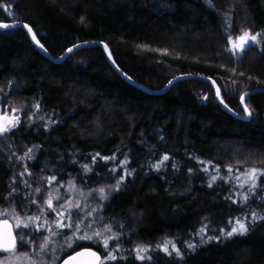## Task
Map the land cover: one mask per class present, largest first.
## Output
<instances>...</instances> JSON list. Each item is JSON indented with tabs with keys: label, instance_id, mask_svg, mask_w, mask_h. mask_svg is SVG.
<instances>
[{
	"label": "trees",
	"instance_id": "1",
	"mask_svg": "<svg viewBox=\"0 0 264 264\" xmlns=\"http://www.w3.org/2000/svg\"><path fill=\"white\" fill-rule=\"evenodd\" d=\"M2 21L29 25L53 58L81 42L105 43L118 68L150 92L174 77H210L227 108L240 116L241 96L264 89V40L243 53H233L228 41L248 30L264 33V0H0ZM0 95L1 111L20 110L27 118L0 135V206L41 215L48 187L79 202L84 215L98 208L87 217L92 228L77 235L100 229L102 237L77 239L55 264L85 247L101 259L113 251L118 259L104 264H264V219L252 217H264V176L253 192L243 175L264 169V91L245 98L250 119H237L218 105L207 81L184 78L149 94L114 72L99 47L53 62L26 31L13 28L0 30ZM164 155L169 159L153 167ZM213 175L218 178L209 186ZM51 176L57 180L49 184ZM121 177L106 200L98 192L88 195ZM72 215L78 218L80 209ZM245 217L246 233L221 234ZM5 219L17 235L16 220L0 216ZM69 230L63 234L70 236ZM114 234L118 238L105 248L104 237ZM166 241L182 254L170 244L171 255L157 247ZM17 245L22 252L19 239ZM137 245L149 246L141 254L150 260L137 259Z\"/></svg>",
	"mask_w": 264,
	"mask_h": 264
},
{
	"label": "snow or ice",
	"instance_id": "2",
	"mask_svg": "<svg viewBox=\"0 0 264 264\" xmlns=\"http://www.w3.org/2000/svg\"><path fill=\"white\" fill-rule=\"evenodd\" d=\"M6 9L9 7L8 5H3ZM11 14V13H9ZM83 22V18H82ZM25 28L28 29L30 33H32V39L41 47L44 48V45L40 43V40L37 39L36 33L33 32L32 28L27 25L26 23L23 25ZM8 27H15V25H9L7 23H0V28H8ZM260 34L256 33L253 34L250 30L244 31L240 36L236 37L235 40L232 36L228 37L229 43L232 45L231 51L233 53H236L237 50L240 53H243L246 48L249 46L250 42L251 43H257L258 38ZM238 41V42H236ZM45 51H47L45 49ZM69 52L72 51V49H68ZM208 79H211L210 77ZM171 83V81H170ZM215 83V81H213ZM216 95L219 97L221 96V91L220 88H216ZM207 99V97H205ZM244 96H241V101L243 102ZM223 102V101H221ZM246 107V106H245ZM37 108H39V105H37ZM13 111H16V109H13ZM251 114V113H249ZM19 123V117H5V116H0V135L7 134L10 132L13 128H15ZM32 149L28 150V153H31ZM26 153V155L28 154ZM98 155V154H97ZM31 158V157H29ZM115 157H105L104 159H114ZM169 159L168 155H164L162 160L158 161L153 167L159 169L164 161H167ZM95 160V158H93ZM122 163L126 164L127 160L123 161ZM86 170H90L88 165L83 166ZM175 167V165H173ZM217 170L219 169V166H216ZM191 171V169H189ZM207 171V169H205ZM232 169L229 167V172H231ZM23 175V173H21ZM31 175V173H29ZM244 176L248 177L250 179V189L254 192L257 184L256 181L259 176H264V169L261 168H250L246 172L243 173ZM218 176L213 175L211 177V181L209 182V186L213 182L217 180ZM124 177H121L120 180L117 181L115 186L112 185H107V186H102L99 189H90L88 195H91L93 192H98L100 194L101 199H107L108 197V189H119L120 183ZM239 179V178H238ZM57 178L56 176H51L48 178L49 184L51 182L56 181ZM27 185V182H25ZM62 186V185H61ZM69 190L74 192L76 190L75 183L74 181L69 182ZM16 189L13 188L12 192H15ZM37 192H40L41 189L37 188ZM12 192L9 193V197L12 196ZM81 192L83 194V190L81 189ZM7 199V198H6ZM64 199L63 204H58V207H53V200H56L59 202L60 200ZM243 199L247 201L249 199L248 195L245 194ZM32 203H38L37 201H32ZM48 209L56 213V218L49 220L47 218V214L44 212L43 206L39 207V211L41 215H31V216H21L20 213L16 211L15 205L9 204L7 207H2L0 206V216H5V215H12L13 218L16 220L15 227L18 229H30V231H39L40 228L44 227L47 225L48 231L50 235L44 236L43 241L39 244V249L41 252H44L48 249L49 244L53 243L51 240V237L54 236H62L63 234V229L68 228L72 230L71 236H64V242L67 248H72L73 243L79 239V240H92L94 237H102V233L100 229H95L93 231L92 235H88L87 232H85L83 235H77L78 233L81 232L82 228H92V223L91 221H87V217L92 216L93 212L98 211V208L92 209L91 211H88L84 217H78V218H73L72 215V209H81V205L79 202H74L71 197H64L62 194L59 193L57 190L56 194L53 195L51 192H49L48 199L46 201ZM85 208H87V204L84 205ZM82 210V209H81ZM252 217L254 219L259 218V219H264V217H257V214L255 212L252 213ZM43 219L44 223L40 224L38 221ZM101 220L103 219L102 217L100 218ZM248 217H245L244 219L236 218L234 221V226L231 228L230 231H226L224 229H221V234L227 235V236H232L234 234H244L246 233L248 229V225L246 223ZM67 221V223H65ZM87 221V222H86ZM230 224H233L232 220H229ZM55 224V228L52 227V225ZM103 228L106 232H111L112 231V226L105 224L103 225ZM207 230V226L203 227L200 231L203 233ZM118 238V234H114L111 237H104V247H108V240L109 239H116ZM17 239L20 241V245L24 246L27 244H34L35 240L32 239H26L23 231L18 233L17 235H13V230L12 227L9 226L8 221L5 220H0V252L2 253H7L8 255L0 257V264H13V261L18 260L21 256L28 257L31 259L29 256V253L27 252H20L18 250V245H17ZM209 240L211 239H219V236L217 237H208ZM171 245L172 250L175 251L177 255H181L182 253L180 252V249L176 246V243L174 241H166L164 245H158V248H162V250L169 255H171V251L169 250L168 245ZM63 247V246H62ZM77 247H82L81 245H77ZM147 245H137V259L139 260H145L148 259L150 260V256H145L142 255L141 253H145L148 251ZM188 247L194 248L195 245L189 243ZM53 255L55 254V249H52ZM75 251V249H73ZM80 257H87L89 264H104V260H117L118 257L114 254L113 251H109L108 254L101 259L100 255L97 252H94L91 250V248L85 247L83 252H76L75 257L69 256L68 261H65V264H69V261H72L73 264H75V261L77 258ZM32 264H38L37 261L32 260ZM50 264H55V259H53Z\"/></svg>",
	"mask_w": 264,
	"mask_h": 264
},
{
	"label": "water",
	"instance_id": "3",
	"mask_svg": "<svg viewBox=\"0 0 264 264\" xmlns=\"http://www.w3.org/2000/svg\"><path fill=\"white\" fill-rule=\"evenodd\" d=\"M0 23H7L9 25H15V27H8V28H0V30L2 29H13V28H21L23 31H26L27 33V36L30 40V42H32V44L34 45L35 49L38 50L39 52H41V54L46 57L47 59H50L51 61L53 62H60L61 60L65 59L69 54H71V52H73L74 50H78V49H82V48H93V47H99L105 57H106V60L109 62V64L111 65V67L113 68L114 72H117L126 82H129L130 84H132L134 87H136L137 89H141L142 91L146 92V93H149V94H162L163 91L167 90L168 88H170L173 83L179 81V80H184V78H193V79H200L202 81H207L209 82L212 87H213V90H215V99L218 103V105L221 106V108L225 111V112H228L229 114H232L235 118L237 119H243V120H249L250 119V114H249V111H247V109H245L244 107V101L243 102L241 101V107L245 113V116H240L238 115L237 113H235L234 111H232L231 109L227 108V106L224 104V102H221V98L220 96L218 97L216 95V84L213 83L214 80L212 79H208V78H203V77H200V76H190V75H184V76H178V77H174L173 79H171V83L170 81L162 88V90L160 91H149L147 90L145 87H143L141 84H138L137 82H134L132 79H130L129 77H127L123 71H121L118 66L115 64L114 60H112V57H111V54H110V51L109 49H107V46L105 45V43H102V42H81L80 44H76V45H72L70 46V48L72 49L71 52L68 51V49L65 50V52L63 54H61L58 58H53L48 52L45 51L44 48H41L33 39H32V33H30L28 31L27 28H25L23 25L25 23H22V22H19V21H13V22H6V21H2ZM263 90H260V89H252V91H247L243 94L244 96V99L247 97V96H250L252 95L253 93L255 92H263ZM241 100V99H240ZM1 111V110H0ZM9 226H11V224L8 222ZM14 235V233H13ZM84 249H81L79 250L78 252H83ZM93 251V250H92ZM95 252V251H94ZM76 255V252H74L72 255H69V256H73L75 257ZM69 256L68 258H65L64 260H62L59 264H65V261H68L69 259ZM69 264H73L72 261H69ZM75 264H89V261H88V258L87 257H80V258H77V260L75 261Z\"/></svg>",
	"mask_w": 264,
	"mask_h": 264
},
{
	"label": "rangeland",
	"instance_id": "4",
	"mask_svg": "<svg viewBox=\"0 0 264 264\" xmlns=\"http://www.w3.org/2000/svg\"><path fill=\"white\" fill-rule=\"evenodd\" d=\"M255 34H256V33H255ZM263 40H264V33H261L260 36H259V38H258V41H259V42H257V43H251V42H250L249 46H250V45L261 46ZM1 96H2V95H0V105H1V106H0V109L3 108V107H2V104H1V102L3 101V99H1ZM240 99H241V98H240ZM244 100H245V99H244ZM240 106H241V100H240ZM245 106H246V107H245ZM244 107H245V109H247V111H249V108H248L247 104H245V101H244ZM241 108H242V107H241ZM242 111H243V109H242ZM0 116H5V117H8V118H11V117H19V120H21L22 118H23L24 120H27V118H24V115H23L22 111H20V110H16V111H14V112H8L7 110H2V111H0ZM241 116H245L244 111H243V113L241 114ZM52 191H54V190H52V189H50V188L47 187V189L44 191V196H45V198H46V193H48V192H52ZM48 194H49V193H48ZM80 194H81V193H80ZM45 201H47V198H46ZM73 201L77 202V201L74 200V199H73ZM64 202H65L64 199L60 200L58 203L54 202L53 207H54V208H55V206L58 207L57 204H63ZM35 206H36V205H35ZM35 206H34V208H36ZM42 206H43L44 209H46L47 211H49V213H47V218H48L49 220H52L51 217H53V219L56 218V213L53 212V211H51L50 209H48L46 202L43 203ZM81 209H83V208H81ZM81 209H80L81 215H80L79 217H81V216L84 217L83 210H81ZM65 222H67V221H65ZM38 223L43 224V223H44L43 219H41L40 221H38ZM52 227L55 228V227H56L55 224H53ZM15 229L18 231L17 233H19V231L24 230V229L21 230V229H18V228H15ZM66 229H67V228H65V229H63V230H66ZM33 232H34V233H37V234H43V236H34V234H32V236H33V237H32L30 234L27 235V233H25V231H24L23 233H24L26 239L29 238V239L35 240V243H34V244H27V245H24L25 247H23V248L21 249V250H23L22 252H27V253H29V256L31 257V259H29L28 257L21 256L18 260L13 261V264H32V260L37 261L38 264H50V262H51L53 259H55V263H56V259H57V257L59 256V253H60L61 251H63V249L66 247V245H64V243H65V242H64V236H65V235L51 237V240L53 241V243H50V244H49V247H48V249H47L46 251L41 252L40 249H39V244L43 241V237H44V236H48V235H50V233H48L45 229L43 230V227L40 228L39 231H33ZM68 233H69L70 236H71V234H72L71 229L69 230ZM90 235H92V234H90ZM59 238H60V239H59ZM78 241H79V239H78ZM80 241H82V242H87V240H80ZM56 242L59 243V244L56 245ZM75 242H77V240H76ZM54 245H56V246H54ZM52 246H53V247H52ZM62 246H63V247H62ZM21 247H22V246H21ZM52 249H55V254H54V255H53V251H52ZM33 252H34V254H33ZM43 256L46 257L45 260H42ZM61 260H62V259L58 260V262L61 261Z\"/></svg>",
	"mask_w": 264,
	"mask_h": 264
}]
</instances>
